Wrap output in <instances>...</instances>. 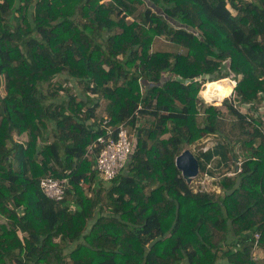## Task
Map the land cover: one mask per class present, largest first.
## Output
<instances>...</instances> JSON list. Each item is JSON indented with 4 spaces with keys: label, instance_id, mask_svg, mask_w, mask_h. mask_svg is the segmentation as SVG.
<instances>
[{
    "label": "trees",
    "instance_id": "obj_1",
    "mask_svg": "<svg viewBox=\"0 0 264 264\" xmlns=\"http://www.w3.org/2000/svg\"><path fill=\"white\" fill-rule=\"evenodd\" d=\"M227 77L257 111L264 0H0V264H264L261 121L197 97L200 80ZM120 124L130 156L103 181L89 146ZM197 143L198 177L219 192L175 166ZM236 143L245 159L228 177ZM46 176L67 179L61 200L42 192Z\"/></svg>",
    "mask_w": 264,
    "mask_h": 264
},
{
    "label": "built area",
    "instance_id": "obj_2",
    "mask_svg": "<svg viewBox=\"0 0 264 264\" xmlns=\"http://www.w3.org/2000/svg\"><path fill=\"white\" fill-rule=\"evenodd\" d=\"M229 78V77H228ZM195 80H200V78H195ZM235 85V81L233 82ZM234 87V86H233ZM232 87V89H233ZM231 96V97H230ZM229 100L235 108H240L238 102L234 99L232 91L229 93ZM202 100V99H201ZM238 108V109H239ZM240 110V109H239ZM241 112V110H240ZM242 113V112H241ZM245 119L250 121L249 114L244 113ZM107 119L104 120L103 124H106ZM106 132L103 135H99L89 146V152L94 148V146H101L100 151L96 157V169L98 171L99 177L103 181H111L116 178L122 170L125 168L126 162L130 156L131 144L133 138V132L129 127L123 124L118 125L115 129L113 127H105ZM207 148H202L206 150ZM243 160L234 162V165L230 171L225 173L228 177H233L240 172V167ZM199 174V173H198ZM198 175L193 179L195 180L194 190L206 191L208 188V181L211 177L208 173H203L198 179ZM192 180V181H193ZM40 188L46 197L54 201H59L64 197L65 187L67 185L66 178H53L50 176L40 178ZM216 192H219L216 190ZM259 234H255V241L253 248L258 246ZM254 259V258H253Z\"/></svg>",
    "mask_w": 264,
    "mask_h": 264
},
{
    "label": "rangeland",
    "instance_id": "obj_3",
    "mask_svg": "<svg viewBox=\"0 0 264 264\" xmlns=\"http://www.w3.org/2000/svg\"><path fill=\"white\" fill-rule=\"evenodd\" d=\"M101 1L104 2V3H106L109 0H101ZM226 6H227V8L233 14L235 13L233 11V9L231 8V6L229 5V3ZM158 45H162L163 47H166L167 46V42L164 41V40H159ZM166 49H170V47H166ZM222 79H225V81H228V84L231 86V91H232V94L234 95V99L236 100V103H237L238 100L236 99L235 93H234V90H235V87H236V83H235V85L233 83L234 81L236 82V80L235 79H232V78H228V77L227 78H222ZM219 80H221V79H219ZM200 81H201V87H200V89L198 91V96L197 97L201 100V96H200L201 95V92L200 91L205 87V85H206V88H207V86L209 84H214L216 82H207V81H203V79L200 80ZM232 87H233V89H232ZM0 93H1V95H4V80L3 79H1V81H0ZM228 96L229 95H227L226 97H224L222 99V101L220 102V104L214 105V106L218 107L219 110L222 112L223 115L226 114L225 119L230 120V117L227 115L228 114L227 113V109L225 108V104H224V101L225 100H229V97ZM201 102H202V104H204L206 106L212 105L211 103L205 102V101L203 102L202 100H201ZM104 104H105V101L104 100H101V104H100L99 108L97 109V114L99 116H103V117L105 116V113L103 112ZM238 104L239 105H237V106H240L241 105V107L240 108L238 107V108L241 110L242 114H244V113L249 114V116L251 118L249 122H253L252 119L254 117L260 119L261 124H258L256 122H254V126L258 127L261 130L262 134H264V100H262L261 102L257 103V105H256L257 106V111H254V110L250 109V107H249L250 104L249 105L247 103H246V105L245 104H241V103H238ZM200 115H202V114H200ZM199 117H200L199 123H201L202 118H201V116H199ZM150 120H151V118H147L145 120V122H144V125H150ZM26 138H27L26 134H22V135H19V136L18 135H14V139L15 140H18V141L24 142V141H26ZM216 139H217V137L215 135H209V136L203 138L201 141H198V142L200 143V145H201L200 147L201 148H209V147L212 146V144L215 143ZM199 143H197L195 145L188 146L187 148L191 149V151L194 152V150L198 149L197 145ZM90 152H92V150H90ZM234 152L238 156L237 157V161H239V160L241 161V160H244L245 159V155H244V150L242 148V144H240V143L234 144ZM214 178L215 179L210 178L207 185L209 186L210 190L215 189L217 191H220V187L214 184V180H216L217 177H214ZM211 184L213 185V187H210ZM251 257L254 258L253 259L254 261H257V262H261L262 261V259H263V253H262L261 247H259V244H258L257 248H253L252 249Z\"/></svg>",
    "mask_w": 264,
    "mask_h": 264
},
{
    "label": "water",
    "instance_id": "obj_4",
    "mask_svg": "<svg viewBox=\"0 0 264 264\" xmlns=\"http://www.w3.org/2000/svg\"><path fill=\"white\" fill-rule=\"evenodd\" d=\"M205 76L202 75L201 78ZM209 78H213V75H209ZM175 166L181 172L182 178L187 184L199 173V163L194 153L189 148H185L175 157Z\"/></svg>",
    "mask_w": 264,
    "mask_h": 264
},
{
    "label": "bare ground",
    "instance_id": "obj_5",
    "mask_svg": "<svg viewBox=\"0 0 264 264\" xmlns=\"http://www.w3.org/2000/svg\"><path fill=\"white\" fill-rule=\"evenodd\" d=\"M210 82H216V83L209 84L207 88L206 85L204 84L205 87L202 89V91H204V96L209 103L220 104L222 99L227 95H229L231 91V86L228 84V81H225V79L219 81H210Z\"/></svg>",
    "mask_w": 264,
    "mask_h": 264
},
{
    "label": "crops",
    "instance_id": "obj_6",
    "mask_svg": "<svg viewBox=\"0 0 264 264\" xmlns=\"http://www.w3.org/2000/svg\"><path fill=\"white\" fill-rule=\"evenodd\" d=\"M213 36L218 38V37H220V36H221V34H220V32H219V31H216V32H215V34H214Z\"/></svg>",
    "mask_w": 264,
    "mask_h": 264
}]
</instances>
